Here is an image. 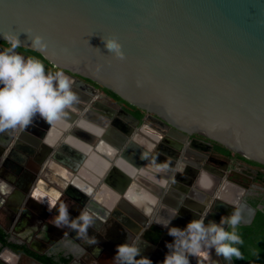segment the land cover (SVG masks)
<instances>
[{"label": "water", "instance_id": "95a60500", "mask_svg": "<svg viewBox=\"0 0 264 264\" xmlns=\"http://www.w3.org/2000/svg\"><path fill=\"white\" fill-rule=\"evenodd\" d=\"M29 34L41 36L46 46L35 47ZM14 38L73 81L78 103L57 122L35 116L36 138L21 133L14 143L30 139L29 164L36 174L54 159L78 174L70 181L63 171L79 187L80 213L96 191L99 205H106L108 194L118 196L132 181L138 185L142 177L135 169L155 161L168 168L141 172L154 194L142 189L143 215L135 217L134 231L144 234L152 221L167 222L164 209H152L154 195L157 205L175 212L198 192L189 189L190 181L183 186L179 173L180 183L171 182L179 159L166 146L181 153L187 146L186 157L189 149L202 150L206 139L264 166V0H0V42ZM104 38L120 43L123 60L105 48ZM92 84L144 111L143 122ZM75 132L84 137L72 138ZM15 133H0L1 154ZM194 135L202 140L188 141ZM60 154L67 158L58 159ZM91 157L100 163H87ZM171 193L179 201L168 202ZM254 214L250 208L248 222ZM218 264L229 262L219 256Z\"/></svg>", "mask_w": 264, "mask_h": 264}, {"label": "flooded vegetation", "instance_id": "af4514ba", "mask_svg": "<svg viewBox=\"0 0 264 264\" xmlns=\"http://www.w3.org/2000/svg\"><path fill=\"white\" fill-rule=\"evenodd\" d=\"M8 48L0 45V51H4ZM16 50L18 51L17 53L24 56L25 58L32 57L30 54L22 50ZM112 102L115 103L114 101ZM143 119L139 120L140 123L143 122ZM33 121L28 127L24 129H9L16 132L14 136L15 138L12 137L13 140L10 141L9 148L5 149L2 154L0 153V156L2 157L0 160L2 161L0 162V165L4 163L3 166H0V177L9 180V182L12 184H15L21 192L18 194L20 196L18 200H16V198L12 199L16 200V207L20 206L22 209L21 211L19 209L17 211L15 210V212L12 210V214L8 221L10 223L14 216L15 218L21 217L20 219L25 220L27 219V216L31 214V210L38 211L39 208H41L43 224L44 220H50L53 216L57 215L58 209L62 204H66L68 206L70 220H76L81 214V211L79 212L76 204V198L78 197V194L75 191L78 190L79 187L76 185L73 187L72 185L74 184L71 185V182L69 183L66 180L68 178L66 177L65 173L58 171L53 172V169L51 171L49 167L44 165L39 174L34 173L32 170L33 166L29 164L31 163L30 159L33 158L30 152V148L33 147L29 141L30 139L27 140L28 142L23 140L21 142L14 143L15 140L21 136V133L29 134L28 137L30 138L35 137V135L31 133H35L36 130V126H34ZM150 126L153 128L155 127L153 124H150ZM155 129L158 132V135H160L159 131L162 129L159 127H156ZM70 131L71 130L68 129L65 136L69 135ZM76 133L77 132L73 134L70 133L71 137L78 139L81 138L78 137ZM77 134L84 137V134ZM193 138L202 140L201 138L194 135L190 136L188 141ZM138 141L144 143L141 138L138 139ZM81 142H83V140H81ZM40 143H42V141ZM204 143H206L204 148L199 152L189 149L192 153L188 154L186 157L185 154L187 146L185 145L183 146L184 150L182 153L175 149L172 151L167 146L165 148L166 152L178 157L179 159L178 161L174 162V168L176 167L177 172H173L171 182L174 180L177 181L176 173L181 174L179 175V178L182 177L185 181L182 183L183 186H187V182L190 181L191 184L188 187L190 190L192 189L193 192H198L196 196H193L197 198L199 202L195 200V198H189V200L187 199L188 205L182 203L180 204L178 210L173 212L170 211L167 205L166 207L162 204L157 205V196L154 195L156 198L155 203L152 202V198V203L150 202L152 209L158 208L157 210H168L169 220H166L167 222L165 223L160 221V225L152 221L151 224L146 225L144 229L145 233L143 234L140 232L139 235L134 231L137 230L136 228H138V222L132 224L129 221H126L125 216L127 217V212H124L119 208L108 207V205L105 204L99 205L96 198H99V196L102 195L96 191V193H94L96 198H91L92 202H89L88 205L85 206L86 208L83 209L90 211V213H92L95 218L93 225L88 229L87 237L80 238L77 231L73 230L69 226H56L53 231L54 237H50L51 239L48 241L51 243L52 248L46 249V246L42 245V255L52 256L56 260L61 259L62 257L68 258L69 260L65 264H117L116 261L119 262L115 255L117 246L121 244L135 243L141 249L140 255L137 256L139 261L146 257L153 260L158 259V264H162L161 260L168 252L166 243H171L173 239L167 234V231L173 226H181L183 222L188 223L194 219L201 218L204 219L205 224L209 223L210 221L219 223L222 216H230L233 212H239L241 216V222L237 227L249 226L252 223L257 211H264V188L260 187V185H257L255 182L256 171L253 168L238 162L234 158H229L221 153H217L213 147V144L206 139H204ZM156 147L158 148V145H156ZM1 149L2 147L0 148V151ZM64 157L65 159L67 158V156L60 154L57 158L63 161ZM92 158L93 157H91V159L87 162L90 164L100 163L99 161L93 162L94 160ZM53 162L60 163L65 166V164L58 160L54 159ZM152 163H147L146 165H143V167L135 169L136 173L139 172V174L142 175L141 172L147 171L146 173L154 175V170L159 164L156 162L155 164ZM65 167L70 169V171L73 173V176L74 174L76 177L78 176V174L72 171L71 167ZM3 168H10L13 170L12 178H9L10 175L4 174ZM184 168H186L185 173ZM85 170L86 168H84V171ZM50 173L55 174V176L57 175V178H59L60 181H48V174ZM142 177H145V175H142ZM14 180L16 183L13 182ZM145 184L147 183L141 180V182H138V185L134 182V186L131 188L134 190L138 187L137 189L142 191V189H146L147 185ZM146 190L149 189L147 188ZM150 193L154 194L153 191H150ZM167 196H169L168 199L170 198L169 201L168 199H164V196L163 198L161 197V201L167 200L168 202H173V199L175 201H179L173 193ZM38 198L41 200L36 202L35 200ZM247 206L249 208H246ZM250 208L255 209V214L251 221L248 222ZM141 215H143V211L139 209L138 213L136 211L131 217L135 216L136 218H139L138 220H140ZM153 217L152 214L149 216V218ZM15 221L18 222L17 220ZM162 221H165V219H162ZM11 225H13V223ZM15 225L16 224H14V226ZM163 226L166 228H163L164 230L162 233H159L158 229L161 228L162 230ZM0 228L7 231L5 229V225L2 223H0ZM51 231L52 230L49 229L50 233ZM8 233L10 235L9 241L11 242H20V240H23L21 237L14 236V232L12 231H8ZM44 233H46V230L45 228H42V234ZM6 238L8 239V236ZM93 241L96 242L94 243ZM146 241L154 245H149ZM22 253L25 252L20 251L18 254ZM36 260L40 264H46L44 261H40L38 259ZM37 261L34 262L37 263ZM200 261L201 258L199 257H190V264H200ZM218 261L219 256H217L214 250H212L210 252L209 260L204 261V264H218Z\"/></svg>", "mask_w": 264, "mask_h": 264}, {"label": "clouds", "instance_id": "9594fccd", "mask_svg": "<svg viewBox=\"0 0 264 264\" xmlns=\"http://www.w3.org/2000/svg\"><path fill=\"white\" fill-rule=\"evenodd\" d=\"M29 37L35 47L46 46L41 36L29 34ZM103 42L116 59H124L121 45L115 38H104ZM10 44V48L0 51V133L9 129H24L37 115L49 123L61 120L67 114L66 110L79 101L77 93L73 91L72 79L63 70L46 71L40 59L25 58L17 53L15 49L20 47L17 38L12 39ZM167 168V163L156 166L157 171ZM12 191L10 185L0 181V194L10 195ZM240 222L239 212H233L230 216H222L219 223L210 221L205 224L201 218L188 222L183 229L175 226L169 228L167 234L173 239L171 243H166L168 252L162 264H190V257H199L200 264H204L212 250L229 264L233 257L240 259L241 252L237 245L242 240L236 230ZM93 223L94 216L88 210L83 211L76 220H70L66 204L59 207L54 218L55 226H69L77 231L80 238L87 237ZM140 252L135 243L121 244L117 246L115 255L119 264H137L136 258ZM139 264H152V261L144 257Z\"/></svg>", "mask_w": 264, "mask_h": 264}, {"label": "crops", "instance_id": "0c3cea01", "mask_svg": "<svg viewBox=\"0 0 264 264\" xmlns=\"http://www.w3.org/2000/svg\"><path fill=\"white\" fill-rule=\"evenodd\" d=\"M44 166L49 167V169L52 171V169L54 170L53 172H61L64 173V169H67L70 173V178L69 180L71 181L72 177H73V173L70 171V169H68L67 167H65L64 165L60 164V163H55V162H50L49 160L44 164ZM4 169V174L10 175L9 178H12V174H13V170L8 168H3ZM142 177V175H139ZM4 177V176H3ZM75 177V174H74ZM0 181H4L6 182L8 185H10L13 189L12 193L10 195H3L0 194V223L5 225V230H3V233L6 235V237L8 236L7 241L9 243L12 244H17V245H22L25 246L26 248H28L29 250L38 253V254H42V245L46 246V249L48 248H52L51 243H49V239H51L52 237H54V229H55V224H54V218L56 216H53L50 220H44L43 224H42V216H41V208H39V210L34 211L31 210V214H29L27 216V219L22 220L19 217L15 218V216L13 217V219L11 220V222L9 223L8 219L11 216V212L12 210L15 212V210L17 211L18 209L21 211L22 207H16V200L19 199V193H21L18 189V187H16L15 184H12L9 182V180L4 179L2 177H0ZM82 179V178H81ZM141 179V178H140ZM143 181L145 183H151V179H147L146 177H142ZM141 179V180H142ZM48 181H57L59 182L60 179L57 178V175L55 176V174L50 173L48 174ZM14 183L15 180L13 181ZM133 182V183H132ZM130 184H127V186L124 188V191L122 193H119L118 196H113V195H109L108 194V198H106V205H108L109 207H116L119 208L121 210H123L124 212H127V217L125 216V220L129 221L130 223H137L135 216L131 217L133 215V213H135L139 210V207L136 205H139V201L141 200V197L143 196L142 191L138 190L137 188H135L134 190H132L131 187L134 186V181H132ZM73 187L75 185H72ZM12 198H16V200H13ZM23 199V198H20ZM110 199V200H109ZM41 199H37L35 200L36 202H39ZM17 208V209H16ZM19 211V212H20ZM135 211V212H134ZM125 214V213H124ZM163 214H169L168 210H164ZM8 217V218H7ZM15 220H17L18 222H16ZM31 221V222H30ZM34 222V223H32ZM9 223V225H8ZM13 223V225H11ZM18 223V224H17ZM14 224H16L14 226ZM14 226V227H13ZM42 228H45L46 233L42 234ZM49 229H51V233L49 232ZM8 231H12L14 232V236H18L23 238V240L20 242H11L9 241V233ZM57 232V229H56ZM50 233V234H49ZM51 237V238H50ZM152 241V240H151ZM147 242V241H146ZM149 245H154L151 244L150 242H147ZM17 252V253H16ZM20 251H16L14 250L12 247L6 245V244H1L0 245V264H37L35 263L30 257L22 255V254H18ZM23 252V251H22ZM165 257V255H164ZM163 257V259H164ZM163 259L161 261H163ZM111 260V259H110ZM137 260V264H139V258H136ZM152 261V264H158L159 260H153L150 259ZM117 264H119V262H117Z\"/></svg>", "mask_w": 264, "mask_h": 264}, {"label": "trees", "instance_id": "16d2710c", "mask_svg": "<svg viewBox=\"0 0 264 264\" xmlns=\"http://www.w3.org/2000/svg\"><path fill=\"white\" fill-rule=\"evenodd\" d=\"M1 46L4 47H10L11 44L0 42ZM17 49L22 50L28 54H30L32 57L40 59L42 63L45 65L46 71H55V69L52 67V65L44 58L31 53L25 49H22L18 47ZM86 82L90 83L88 80H85ZM94 85L96 88H98L101 92L105 93L112 101L117 103L119 106H121L124 110H126L128 113H130L132 116H134L138 120H142L145 116V112L142 110H139L130 104L124 102L121 100L117 95L112 93L111 91L104 89L100 86ZM209 141V140H207ZM213 144V147L217 153H221L226 157L234 158L238 162L253 168L256 171V179L255 182L257 185H260V187L264 188V166L260 165L258 163L249 161L242 156L235 155L220 145L216 144V142L209 141ZM229 230H231L229 228ZM237 232L241 237L242 243L240 245H237L239 247L241 252V258L237 259L235 257L232 258L231 261H233L234 264H264V211H257L252 223L249 226L245 227H237ZM0 242L2 244H6L10 247H12L16 251H23L27 253L30 256H33L34 258L44 261L46 264H60V263H67L68 258L62 257L61 259L56 260L52 256H45L42 254L35 253L25 246L12 244L7 241L6 235L3 233V230L0 228Z\"/></svg>", "mask_w": 264, "mask_h": 264}, {"label": "bare ground", "instance_id": "6f19581e", "mask_svg": "<svg viewBox=\"0 0 264 264\" xmlns=\"http://www.w3.org/2000/svg\"><path fill=\"white\" fill-rule=\"evenodd\" d=\"M93 160H94V158H92ZM93 162H95V160L93 161ZM88 163V162H87ZM90 164V163H89ZM138 176V175H137Z\"/></svg>", "mask_w": 264, "mask_h": 264}]
</instances>
